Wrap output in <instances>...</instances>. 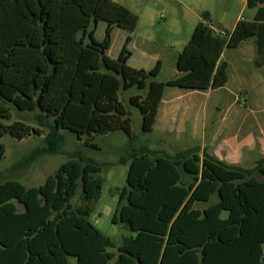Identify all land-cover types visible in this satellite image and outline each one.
I'll use <instances>...</instances> for the list:
<instances>
[{
	"label": "trees",
	"instance_id": "1",
	"mask_svg": "<svg viewBox=\"0 0 264 264\" xmlns=\"http://www.w3.org/2000/svg\"><path fill=\"white\" fill-rule=\"evenodd\" d=\"M257 5L263 6L254 19L239 21L228 35L204 13L207 23L195 27L177 57L178 75L159 82L161 61L150 70L128 64L139 16L119 2L0 0V89L37 102L39 127L54 141L45 153L64 146L49 116L59 118L60 129L87 136L85 145L95 149L88 141L95 135L125 133L119 162L129 168L112 223L136 233L122 241L118 255L109 251L113 242L91 221L104 184L102 164L72 158L39 186L0 182V264H264V156L246 168L198 147L174 154L152 149L133 133L119 101L121 90L141 91L130 103L141 113L142 132L152 133L167 87L207 92L227 85L232 68L222 59L225 50L254 39L256 64L264 65V0H248L250 8ZM90 22L105 23L104 37L98 40L93 28L78 46ZM115 28L127 37L110 59ZM0 101V138L41 136L22 121L6 123L12 114L1 95Z\"/></svg>",
	"mask_w": 264,
	"mask_h": 264
},
{
	"label": "rangeland",
	"instance_id": "2",
	"mask_svg": "<svg viewBox=\"0 0 264 264\" xmlns=\"http://www.w3.org/2000/svg\"><path fill=\"white\" fill-rule=\"evenodd\" d=\"M99 24L95 27L94 23L90 22L88 27L86 26L87 29L85 28L78 35L76 44L78 46L81 43L85 44L89 40L87 33L93 28L96 29V38L101 40L104 37L105 23L100 22ZM122 47L123 45L115 39L108 57L116 59ZM128 48L133 53L130 65L137 69L147 70L149 60L144 58L148 56L143 57L142 51L132 45ZM168 57L169 52H166L160 58L163 67L156 78L159 82H165L175 77L174 72L169 68ZM235 57L239 59L238 55ZM257 85L259 88L264 87L263 77ZM167 90L158 122L152 133L142 132L141 113L130 103V97L142 92L136 88L119 91V101L128 113L132 131L144 144L152 149L166 151L170 154L181 149L198 147L201 150H207L227 163L246 168L253 167L261 156H264L260 143L256 141L251 146L246 145V140L241 139V134L235 130L232 119L221 116L217 110L218 107L225 112L234 100V97H231L225 88L211 92H200L199 96H184L180 99L174 96L176 94L174 91H170L169 87ZM228 90L233 89L229 86ZM236 90L238 97H241L240 108L245 109L243 97L246 94L241 89ZM0 95L12 114L11 119L4 120L6 123L22 121L42 130L41 136L31 135L24 139H18L10 134H5L0 138V142L5 146V154L0 157V182L16 180L27 187L39 186L62 163L69 159H92L99 162L102 164V171L98 175L103 177L104 184L100 198L95 203L91 221L113 242L109 251L118 255V248L122 241L136 236V233L129 230L124 224L112 223V216L118 206L120 193L126 186L129 168V164L119 162L128 143L125 133L118 130L95 135L88 140L97 146L95 149L85 145L87 136L78 138L67 130L60 129L59 118L49 116L52 124L63 136L64 146L60 153H45L54 141L50 137L49 129L39 127L37 118L42 111L38 108L37 102L27 101L22 96L21 91L0 89ZM0 103L2 102L0 101ZM79 195L80 190L74 199L75 202L78 201ZM216 200L215 195L212 201ZM196 206L202 208L203 204L197 203ZM226 215L224 213L223 217Z\"/></svg>",
	"mask_w": 264,
	"mask_h": 264
},
{
	"label": "crops",
	"instance_id": "3",
	"mask_svg": "<svg viewBox=\"0 0 264 264\" xmlns=\"http://www.w3.org/2000/svg\"><path fill=\"white\" fill-rule=\"evenodd\" d=\"M114 1L126 6L139 16L138 26L132 33V39L128 47L132 45L142 51L143 57L148 56L144 58L149 60L147 70L152 69L156 64L155 62L161 61V56L169 52L167 62L175 77L178 75L176 60L179 53L188 43L195 27L200 22L207 23V20L203 17L204 13H207L210 17V26L228 35L233 32L239 21H252L258 6H263L257 5V7L250 8L248 0ZM126 37L127 32L125 30L115 28L110 50L115 39L123 45ZM232 51L225 50L222 55V59L227 61L232 68L229 81L223 88L231 97H234V100L225 112L218 107L217 110L221 113V116L232 119L235 130L241 134V139L246 140V145L251 146L257 141L261 144L262 154H264V87L259 88L257 85L262 77L264 79V65L259 66L256 64L258 51L254 39L246 41L239 48ZM235 55H238L239 59ZM132 58L133 53L129 59V65ZM162 67L163 62L161 61V69ZM229 86L233 90H228ZM235 88L241 89L246 94L243 97L245 109L240 108L241 97H238ZM169 89L174 91L176 94L174 96L177 99L191 95L199 96L200 93L172 87H169ZM167 91L166 88L159 106L156 124ZM211 91H215V89H210L207 92Z\"/></svg>",
	"mask_w": 264,
	"mask_h": 264
},
{
	"label": "built area",
	"instance_id": "4",
	"mask_svg": "<svg viewBox=\"0 0 264 264\" xmlns=\"http://www.w3.org/2000/svg\"><path fill=\"white\" fill-rule=\"evenodd\" d=\"M221 34H222V35H225V33H224V32H221Z\"/></svg>",
	"mask_w": 264,
	"mask_h": 264
}]
</instances>
